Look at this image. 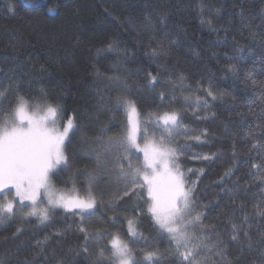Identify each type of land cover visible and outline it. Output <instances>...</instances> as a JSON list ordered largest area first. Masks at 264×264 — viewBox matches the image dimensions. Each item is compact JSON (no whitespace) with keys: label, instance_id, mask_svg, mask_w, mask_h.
<instances>
[{"label":"snow or ice","instance_id":"snow-or-ice-1","mask_svg":"<svg viewBox=\"0 0 264 264\" xmlns=\"http://www.w3.org/2000/svg\"><path fill=\"white\" fill-rule=\"evenodd\" d=\"M207 11L201 0L200 23L216 30ZM219 12L215 9V14ZM156 15L154 21L146 14L139 30L151 33L156 23L168 19L167 11ZM241 19H248L243 9ZM245 27L250 39L260 40L262 53L247 64L241 56L244 47L233 37V54L225 53L229 62L222 71L226 78L243 79L248 112L239 115L255 118L254 127L244 132L255 143L245 153L247 170L237 175L234 140L233 163L215 182L219 186L216 199L207 203L198 193L205 169L188 167L184 161L211 162L218 153L198 151L210 145L208 129L192 128L185 121L189 112L197 121L215 118L208 98L215 102L223 100V95L211 82L207 88L198 86L183 95V73L175 80L148 72L143 82L119 73L104 76L102 86L94 81L93 112L104 113L108 119L99 121L97 115L94 134L82 137L81 160L90 157L91 164H81L69 155L70 133L77 126L73 117L65 118L59 101L50 99L43 88L41 96L26 99L19 80L0 88V226L14 224L13 237L23 236L15 251L0 255V264H75L80 256L86 264H264V135H256L257 130L264 134V80L257 78L256 67L264 75V30L257 32L250 21ZM172 36L164 33L174 43ZM154 39L149 37L147 47L156 60L167 53L162 43L152 45ZM107 50L118 52V39H110ZM128 57L125 50L118 62ZM96 78L100 79L99 73ZM158 86L162 90L157 91ZM177 88L183 100L180 107L176 106ZM142 91L154 93L159 103L142 110L137 99ZM117 113L122 119L114 131L109 125L117 122ZM236 135L232 131L233 138ZM65 174L72 183L67 191L56 186L57 181L67 185ZM128 205L134 216L121 219ZM60 211L65 226L38 236V230L54 224ZM142 217L150 219L154 235L141 230ZM125 223L126 235L107 227ZM73 229L82 240L76 249H69L74 256L67 257L59 244ZM160 240H166L167 246L160 247Z\"/></svg>","mask_w":264,"mask_h":264},{"label":"trees","instance_id":"trees-1","mask_svg":"<svg viewBox=\"0 0 264 264\" xmlns=\"http://www.w3.org/2000/svg\"><path fill=\"white\" fill-rule=\"evenodd\" d=\"M202 2L207 5L206 15L211 14L216 30L201 25V0H0V88L19 80L26 99L41 96L40 89L43 88L50 99L59 101L65 108V118L73 117L77 126V130L70 133L71 139L67 145L69 155H74L81 164H91L90 157L81 160L82 149L85 147L82 137L94 134L98 128L97 115L99 121L108 119L104 113L93 112L96 90L91 86L94 81L102 86L104 76L119 73L143 82L141 78L148 72H161L165 80H175L183 73L186 78L183 95H188L189 90L195 92L198 86L207 88L211 82L214 90L223 95V100L215 102L208 98L212 104L211 111L216 114L215 118L197 121L189 112L185 121L192 128L208 129L210 145L198 151L218 153L211 162L184 161L188 167L205 169L198 193L207 203L216 199L219 186L215 182L233 163L234 140L238 153L235 161L237 175L247 170L248 156L245 153L255 143L251 137L244 135L250 125L254 127L255 118L239 115L248 112L244 103L248 94L244 91L243 79L226 78L222 69L229 62L225 53L233 54V37L244 47L241 56L247 64L251 65L262 53L260 40L250 39L245 25L250 21L253 26H257V32L264 30V25H261L264 19V0ZM217 8L220 9L218 15L215 14ZM242 9L248 18L244 21L241 19ZM161 11L168 12L164 24L156 23L151 33L139 30L138 26L146 14H151L155 21L156 14ZM128 20L132 23H127ZM165 32L173 34L174 43L164 37ZM150 36L155 37L152 45L162 43L167 55L156 60L148 55ZM110 39H118V52L107 50ZM125 50L129 57L126 62L119 63L118 56ZM256 67L257 78L264 80L259 65ZM97 73L100 74L99 80L96 78ZM159 90L162 89L158 86ZM177 97L176 106L180 107L183 100L179 88ZM137 99L142 110L151 109L159 103L150 91H142ZM4 106L7 107V101ZM120 119L122 116L117 113V122L109 127L117 130ZM232 131L238 133L235 138ZM256 135L260 137L264 134L257 130ZM252 155H255V151ZM65 178L68 179L66 186L59 181L57 185L71 189L70 177L65 174ZM220 203L221 206L225 203L223 197ZM248 207L251 209V202ZM62 215L60 211L54 224L49 229L38 230L37 235L42 237L44 231L64 227ZM125 215L134 216L130 205L127 212L120 214V218ZM212 215L209 213V216ZM141 219L143 223L140 227L145 235H154L150 219ZM15 227L14 224L0 226V255L6 256L10 250L15 251L16 245L23 239V236L20 239L13 237ZM107 227L112 231L119 228L121 235H126V223L115 227L108 224ZM81 240L82 237L74 229L70 230L61 239L59 249H62L65 256L72 257L74 253L69 252V249H76ZM159 245L166 247L167 241L160 240ZM75 264H86L83 256L75 257Z\"/></svg>","mask_w":264,"mask_h":264},{"label":"rangeland","instance_id":"rangeland-1","mask_svg":"<svg viewBox=\"0 0 264 264\" xmlns=\"http://www.w3.org/2000/svg\"><path fill=\"white\" fill-rule=\"evenodd\" d=\"M56 186H57V188H59V189H61V190H64V191L69 190V189H66V188L59 187L58 185H56ZM81 194H83V193H81ZM0 199H2V197H0Z\"/></svg>","mask_w":264,"mask_h":264}]
</instances>
